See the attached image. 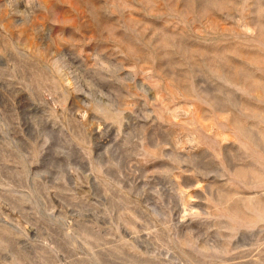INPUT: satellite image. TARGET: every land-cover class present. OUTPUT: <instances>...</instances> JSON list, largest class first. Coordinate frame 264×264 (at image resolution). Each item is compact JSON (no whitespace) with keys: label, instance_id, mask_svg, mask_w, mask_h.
Returning <instances> with one entry per match:
<instances>
[{"label":"rangeland","instance_id":"374dc122","mask_svg":"<svg viewBox=\"0 0 264 264\" xmlns=\"http://www.w3.org/2000/svg\"><path fill=\"white\" fill-rule=\"evenodd\" d=\"M0 264H264V0H0Z\"/></svg>","mask_w":264,"mask_h":264}]
</instances>
